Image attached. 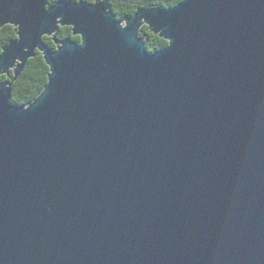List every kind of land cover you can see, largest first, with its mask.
Returning a JSON list of instances; mask_svg holds the SVG:
<instances>
[{"label": "water", "instance_id": "95a60500", "mask_svg": "<svg viewBox=\"0 0 264 264\" xmlns=\"http://www.w3.org/2000/svg\"><path fill=\"white\" fill-rule=\"evenodd\" d=\"M47 4L0 0V76L49 67L0 84V264H264V0Z\"/></svg>", "mask_w": 264, "mask_h": 264}, {"label": "trees", "instance_id": "16d2710c", "mask_svg": "<svg viewBox=\"0 0 264 264\" xmlns=\"http://www.w3.org/2000/svg\"><path fill=\"white\" fill-rule=\"evenodd\" d=\"M60 0H48L47 7L55 5ZM77 2L78 0H66ZM89 4H93L99 0H85ZM108 11L114 14L118 21H123L126 18H132L138 9H152V10H170L175 7L182 0H106ZM57 43H61L70 39L76 43L80 42L79 37L72 35L70 27H59L54 34ZM139 38L144 42L145 49L149 53H155L167 46V42L159 35L152 33L149 28L143 25L139 31ZM17 40V30L13 26L7 25L0 28V53L2 48ZM43 41L53 51L57 48L52 37H44ZM49 75V67L46 65L42 55L35 52L33 58L29 59L19 74V76L12 82L14 73L9 72L8 75L0 76V84L11 85L10 104L15 106L26 107L31 104L44 90L47 78Z\"/></svg>", "mask_w": 264, "mask_h": 264}, {"label": "rangeland", "instance_id": "374dc122", "mask_svg": "<svg viewBox=\"0 0 264 264\" xmlns=\"http://www.w3.org/2000/svg\"><path fill=\"white\" fill-rule=\"evenodd\" d=\"M95 3V2H94Z\"/></svg>", "mask_w": 264, "mask_h": 264}]
</instances>
